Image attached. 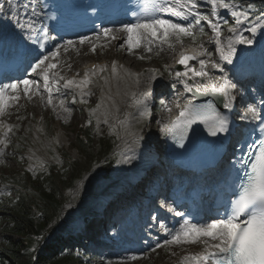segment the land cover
<instances>
[{
  "label": "snow or ice",
  "instance_id": "obj_1",
  "mask_svg": "<svg viewBox=\"0 0 264 264\" xmlns=\"http://www.w3.org/2000/svg\"><path fill=\"white\" fill-rule=\"evenodd\" d=\"M9 9L11 12V18L14 20L15 25L23 31L25 29L31 31L33 29L35 21L30 23L22 22V14L19 9L13 7L12 0H8ZM211 5L210 15L217 16V9L229 10L230 15L235 20V26H228L227 31L232 33L227 39V46L221 41L223 35L222 23L227 26L228 21H220L217 19L215 22L210 18V15L201 14L198 11L197 0H145L143 9L138 13H133L135 16L134 22L126 23L122 28L118 30L105 28L102 31V35L110 40H116L117 36L114 34L119 31L126 35V39L120 48L127 45V51L132 53L134 49L143 47L145 52H151L152 46L156 43L166 44L169 48L174 47L173 40L177 43H183L184 38H190L193 44H196L199 37L206 35L205 28L201 26L202 21L207 22L215 36V44L217 45V51L219 52L220 60L232 63V57L236 53V44H252L251 39H245L240 34L237 26L244 23V20L248 17V12L242 8L238 9L235 3H230L228 0H208ZM25 13L28 6H23ZM5 5L0 2V13H4ZM33 16L37 15L35 8L33 7ZM160 14H167L169 17H177L180 21L187 23L173 22L172 19L161 18ZM260 20H264V10L262 15L257 16V22L252 27L247 28V31L256 32L258 27H264L259 23ZM100 37L97 36V39ZM44 39L47 42L54 37H48L47 30H44ZM212 37H209L211 41ZM90 43V38L84 36L80 39L79 44L84 45ZM200 55L209 56L208 60H199V69L195 67H188V62L196 60L197 55L195 52L192 54L181 53L178 64L184 65L188 68L186 72H177L178 78L187 77L189 72L190 78L194 77H207L208 72L206 69L219 68L220 65L216 61L211 60L210 53L204 49L203 42L199 43ZM43 47V44L41 45ZM97 45H91V51L95 53ZM76 48V42L72 40L66 41L65 44L60 45L55 51H50L48 55H44L42 58L37 59V63L32 68V72L41 76L43 80V89L47 93L45 97L40 93V85L34 80H23L21 83L24 85L23 97H26L28 101H31L34 96H39L40 100L45 103L46 107H52L53 112L56 111V106L53 103V85H61L63 89L72 91L80 90L81 103L87 101L84 97L91 94L90 90L85 91L89 85L94 84L91 77L97 76L100 73L108 71L107 66H96L85 72L84 77L77 81L75 78L65 79L59 72H53L59 64V57L61 52L67 54L70 50ZM145 59L143 55L139 57ZM69 69L70 64L66 65ZM155 72L156 70H152ZM131 75V73H126ZM78 75V74H77ZM112 77L119 78L120 73L116 63L111 65ZM105 84L109 83L108 77H101ZM155 79V76L152 77ZM139 84V79L136 80ZM185 90L192 92L193 88L200 94L212 93L213 95H219L224 98L223 105L225 108H229L233 100L236 99L232 95V90L236 85L232 84L227 78H222L220 82L203 85H191L186 80L184 81ZM18 83H12L0 87V128H3V132L0 133V157L6 155L5 149L11 143V135H14L19 130L18 125L8 124L7 118L12 113L9 110L14 106H18L19 100L22 98L18 93L17 95H6L10 90L11 92H17ZM56 92H60V87L55 88ZM149 93L145 91L142 96L146 99ZM133 101L137 104H144V100L138 99L136 94H132ZM11 102V103H10ZM73 99L72 103H75ZM264 103V101H262ZM165 110L172 111L164 101H161ZM146 107V104H144ZM59 107L68 116H71L72 109L65 105V101L61 99L59 101ZM174 107L179 109V114L171 121L169 125H165L164 131L167 134L175 135L179 131L181 134V144L183 147L184 133L188 128L197 122L204 124L209 133L213 136L217 132H227V120L216 110L215 105L209 102L206 105L199 107L193 106L191 101L185 103L183 106L180 103H175ZM95 110L92 111V114ZM143 114V113H142ZM23 117L17 116V120H22ZM241 119L245 120H259L260 124L264 126V115L256 110L253 106H248L246 111L242 114ZM91 122V121H89ZM107 123V120L104 121ZM123 123V121H121ZM251 148V145H249ZM251 154V153H249ZM31 159V157H29ZM38 167H43L42 164H38ZM30 171H34L32 166H29ZM239 191L236 194V199L230 202V207L226 208L222 218L214 219L211 222L205 224H189L185 221L181 229L175 232L171 239L165 240L164 245H157L158 247H164L165 245H187V244H202L204 245V251L202 253L193 254L191 256H184L182 264H189L190 261H194L195 264H264V144H261L257 153L255 154L251 163V171L247 174V179L241 178V183L238 186ZM162 206H165L162 204ZM169 211L172 209L169 207ZM177 216L182 215L180 212L175 213ZM155 251V249H153ZM175 254V253H173ZM136 259V257H133Z\"/></svg>",
  "mask_w": 264,
  "mask_h": 264
},
{
  "label": "rangeland",
  "instance_id": "obj_2",
  "mask_svg": "<svg viewBox=\"0 0 264 264\" xmlns=\"http://www.w3.org/2000/svg\"><path fill=\"white\" fill-rule=\"evenodd\" d=\"M197 1L199 5L198 11H200L201 14L210 15L211 6H206L202 0ZM204 6H206L205 10L203 9ZM217 12H220V9H217ZM224 20L228 21L229 23L232 22V26H235V20L231 17L230 12L222 16V21ZM256 22L257 18L254 20L246 19L244 20L243 24L237 27L240 34L243 35L245 39H251L253 43L259 40L264 44V27H258L254 34L246 30L247 28L252 27ZM259 23L264 25V20H260ZM201 26H203V23H201ZM222 26L226 28L223 23ZM204 28L207 36L203 39V41L201 40L200 42H203L204 49H206L207 52L211 54L210 58L213 60L215 55L218 53L216 50L217 45L215 44V36L214 33L209 30L208 26H204ZM225 28L222 29L223 35L221 36V41L226 47L227 39L232 35V33H229L227 30L224 32ZM112 29L115 30L120 28L115 27ZM123 36V38L117 37L116 40H110L104 36H101L99 39H97V37H90V43H85L84 45L79 44L80 40H75L74 42H76V48L79 52V56L77 60L73 62H69L67 55L61 52V55L58 58V67L52 71L59 72L65 77V79H67L68 76H72V74L75 73L74 71L79 69V66L81 65L80 63H82V61L85 62L92 59L98 62L105 60L110 64L113 62L118 64L120 56L126 57V55H129L127 58L129 57V59L134 62L133 68L125 67L123 72L118 69L120 76L122 77V85L119 83L120 80L118 81V78L112 77L111 68L109 67L108 71L91 77L94 81V84L89 85L88 88L85 89V91L90 90L91 94L84 97V99L87 101V105L84 107V113H82L83 111H80L82 108L79 106V104L74 103L73 105H70V97H77V99H81L80 93H76L74 91L67 92L62 86L60 88V92H56L55 87H53V103L56 106L55 113L57 114V117H62L61 122L58 123L50 122V114L51 111L53 112V108L46 107L45 103L40 100L39 96H34L31 101H28L26 97H23V84H18L17 92H11L9 90L6 93L7 95H17L19 93L22 97L18 102V106H14L9 109L12 115L7 118V121L9 122L8 119H17V116L23 117L22 120H19V130L10 137V139L20 138L22 143L17 145L13 141L14 143L11 142L8 148L5 150L9 156L5 155L6 158L2 157L0 164V192L7 191L5 182L2 186L1 176L3 174L10 175L14 171L23 168V166L29 169V166L31 165L32 168H35L38 164L42 163H55L58 167H60L63 164V160L61 158L63 150L67 152L72 160L77 159L78 155L72 149L71 143L74 140V129H76L75 126L84 123L86 119V112H89L92 115L93 121L95 122L93 128V150L96 151L98 149L100 145V137H104V139L111 138L115 141L113 150H116L117 152V159L114 166L115 171L112 173L111 179H107L101 173H96L88 181L85 191L71 205H69L66 213L59 215V218L55 224L57 231L60 228L67 229L68 227H70V229H75L76 227L80 229L82 227L83 231H85L87 227L84 225L82 226L81 220L84 216H86V214L95 211L99 202H103L108 208H111V206L113 207V203L118 200L120 196L117 195L113 199L107 200L104 198V195H102L103 193L101 187L109 182H114L115 176L117 174L127 176L130 180H133L131 185H135L136 183H140V185H142V187L138 189V194L133 195V197L137 198L138 195L143 194V186L146 185L147 178L151 179V173H157L161 170V165H159L158 159V146V150L155 148L152 150L146 147L140 150H135L129 145L119 144V141L124 136L140 134L144 131L148 132L150 130L155 131L154 127L151 126L152 123H149L152 121V118H157V120H163L166 118V113L168 111L165 110L160 101L161 98L164 99L165 96L163 94L165 93V88L167 87V85H165L163 82L164 75H167L169 72H171L169 71V66L173 60L174 51L179 46H189L192 44L190 38H184L183 43H177L173 40L174 47L172 48H169L166 44L156 43L152 46L153 50L151 52H145L143 47H141L134 49L132 53H129L126 50V44H124L123 48L119 47V45L122 44L126 39V35L123 34ZM209 37H212L211 41L209 40ZM199 43L194 45L198 49ZM92 44L97 45L95 53L91 51ZM104 44H110L112 52H117V55L109 58L106 52L103 50ZM250 45L236 44V52L242 50L246 51ZM141 55H143L145 59H140L139 57ZM67 64L71 65L70 69L66 66ZM152 70L156 71L153 72ZM210 70L211 67L206 69L207 72ZM134 72L139 73L141 78H145V82L141 81L137 87L134 85L136 82L133 80V78L136 77V75H133ZM126 73H131V75H127ZM153 76H155V79H152ZM101 77H108L109 83L105 84ZM147 79H151L152 82L149 83ZM29 80L36 79L31 77ZM38 83L40 85V92L46 97L47 93L43 89V83ZM168 87L172 92L174 91V84L172 82L169 81ZM99 88H103L111 94L114 93L115 96L121 100V108L116 111V113H113V111H111L108 105L101 98L99 94ZM145 91L149 93L146 99L142 96V93ZM133 93L136 94L138 99L144 100L146 107L144 104L137 105L133 101ZM174 96L175 94L173 97ZM173 97L168 100L167 105L169 104V107ZM61 99L65 101V105L67 107L72 109L70 117L59 107V101ZM156 100H158L157 104L155 103ZM58 108H60V110H58ZM93 110H95L94 114H92ZM34 116H36L35 120L33 119ZM105 120H107V123L104 122ZM121 121H123V123H121ZM29 124L31 125L30 127ZM71 127L74 129H71ZM20 149L22 150L20 151ZM29 157H31V159ZM75 185H73L71 188H73ZM153 186L154 187L150 188L146 192V195H152V192L154 191L153 188L159 187L161 184L158 182V180H155ZM128 194L129 196H126L125 200L120 201V204L121 202L125 201L130 203L132 195L130 192ZM122 207L123 209L125 208L123 205ZM130 213L135 216L138 221L140 220V210L138 208L133 209V211H130ZM113 214L118 213H115L114 211ZM94 222L95 220H93V223ZM88 230L91 232L90 228ZM55 233V231L52 232L51 237H53ZM169 239H171V237ZM162 245H164V243ZM83 246H87L89 248V252H93L96 249L95 247L88 245L87 242H85ZM203 248L204 245L202 244L171 246L165 245L164 247H155V251L152 249L145 254L135 256L136 259H133V257L126 259H113L112 257L108 258L112 260L113 264H169L173 262L175 257L186 253L195 252ZM103 254H105V256L107 255L105 252Z\"/></svg>",
  "mask_w": 264,
  "mask_h": 264
},
{
  "label": "trees",
  "instance_id": "obj_3",
  "mask_svg": "<svg viewBox=\"0 0 264 264\" xmlns=\"http://www.w3.org/2000/svg\"><path fill=\"white\" fill-rule=\"evenodd\" d=\"M228 1H236L239 9L254 17L264 10V0ZM75 128L71 127L74 129L71 146L77 159L72 160L64 150L61 167L35 172L19 169L12 173V194L0 202V264H93L92 259L97 262L95 255L68 248L71 238L65 229H54L56 233L51 237L53 221L58 220L66 201L63 190L72 187L101 160V171L105 175L112 172L117 159L116 153H111L114 145L111 138L100 137L98 149L93 150L94 122Z\"/></svg>",
  "mask_w": 264,
  "mask_h": 264
},
{
  "label": "bare ground",
  "instance_id": "obj_4",
  "mask_svg": "<svg viewBox=\"0 0 264 264\" xmlns=\"http://www.w3.org/2000/svg\"><path fill=\"white\" fill-rule=\"evenodd\" d=\"M118 30V29H115ZM117 37H124L123 34L119 31H116L114 33ZM109 39V38H108ZM103 50L106 52V54L108 55V57H112L114 55H117V52H112V48L110 44H104L103 46ZM117 51V50H116ZM252 49L250 48L251 52ZM165 54V51H164ZM68 60L69 62H73L76 61L78 56H79V52L77 50V48L70 50L67 54ZM120 56L119 61L122 62L123 65L119 64V69L121 71H124V66L129 67V68H133L134 66V62L131 61V59H129V57L127 58ZM239 55H237L238 57ZM237 57L234 58V56L232 57V63H228L227 61H223L220 60L219 55L216 58V62L219 63V65L221 66L220 68H218L216 70V72H214V75L209 77H194V78H190L191 77V73L189 72L187 77H181L178 78L176 76L177 72H186L183 70H179L176 68V66H174V60L172 61V63L170 64V69H172L173 74H172V80L176 85V91H177V95L173 98L174 100H176L178 103H180L181 105H183L185 103V100L189 98L190 93L188 91L185 90L184 87V81L186 80L189 84L191 85H203V84H211V83H215V82H220L222 78H225L224 75H219L218 71L219 69H229V70H236L241 66V61L237 60ZM168 58V57H167ZM119 62V63H120ZM82 63L87 65L90 64H94L95 61L94 60H89V61H82ZM80 63V64H82ZM96 66H107L110 67L109 62L108 61H100L96 63ZM264 65V61H261L260 63V67ZM134 75H136L135 78H133L134 81H136L137 79H139V83L145 82V78H141V76L139 75V73H134ZM77 81H79L80 79H82V77L80 78H75ZM120 80V81H119ZM119 83L122 85V77L119 76L118 78ZM147 81L149 83L152 82L151 79H147ZM135 84L137 85V83L135 82ZM157 86V84H156ZM143 87V86H142ZM141 87V88H142ZM125 88V87H123ZM140 88V87H139ZM193 90L195 91V88H193ZM196 92V91H195ZM100 95L102 96L103 100L105 101V103L108 105V107L111 109V111H113V113H116V111H118L121 108V100L115 96L114 93L109 94V92L105 91L104 89H100ZM232 95L236 97V99L238 98V95H235V91L232 90ZM235 99V100H236ZM223 100L224 98L220 96V101H221V107H222V112L225 114V116L230 117L233 112L235 111L233 108V104L234 101L232 102V104L230 105L229 108H225L223 105ZM172 111L169 112L168 117L166 116L165 120H157V118H152V121H150L149 123H152L151 126L154 127V130H150V131H144L140 134H135V135H129V136H124L123 138L120 139L119 144L121 145H129L131 148L133 149H137L140 150L142 148H145L147 145L150 146V149H154L157 146V142H155L154 140L158 139L160 134L164 132V127L165 125H169L171 123L172 120L175 119V114H177L179 112V109H176L174 107V105L171 106ZM62 136V135H61ZM63 137V136H62ZM161 155V154H160ZM162 156V155H161ZM98 172V168H94L90 173H88L87 175H85L81 180H79L76 185L72 188L70 194H69V201L64 205L63 211L61 212V214H65L69 205H71L86 189L87 187V183L88 181ZM124 180L122 179L120 182V185H117L115 188L118 189L121 185L124 184ZM193 255L192 253L189 254H184L181 256H178L174 259V261L172 263L169 264H182L183 261V257L184 256H191ZM189 264H195L194 261H190Z\"/></svg>",
  "mask_w": 264,
  "mask_h": 264
}]
</instances>
